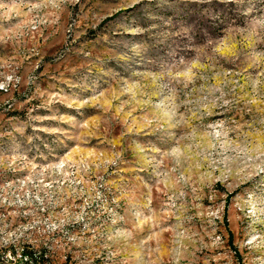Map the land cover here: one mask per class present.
<instances>
[{
  "label": "rangeland",
  "instance_id": "obj_1",
  "mask_svg": "<svg viewBox=\"0 0 264 264\" xmlns=\"http://www.w3.org/2000/svg\"><path fill=\"white\" fill-rule=\"evenodd\" d=\"M264 264V0H0V264Z\"/></svg>",
  "mask_w": 264,
  "mask_h": 264
},
{
  "label": "built area",
  "instance_id": "obj_2",
  "mask_svg": "<svg viewBox=\"0 0 264 264\" xmlns=\"http://www.w3.org/2000/svg\"><path fill=\"white\" fill-rule=\"evenodd\" d=\"M6 264H22L23 260L27 259V256L22 253L21 249H15L13 255L6 254Z\"/></svg>",
  "mask_w": 264,
  "mask_h": 264
}]
</instances>
